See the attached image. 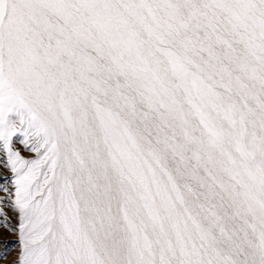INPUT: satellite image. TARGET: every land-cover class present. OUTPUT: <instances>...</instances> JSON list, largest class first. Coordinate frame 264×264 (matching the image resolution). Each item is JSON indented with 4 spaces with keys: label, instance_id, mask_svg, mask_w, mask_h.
I'll list each match as a JSON object with an SVG mask.
<instances>
[{
    "label": "snow or ice",
    "instance_id": "1",
    "mask_svg": "<svg viewBox=\"0 0 264 264\" xmlns=\"http://www.w3.org/2000/svg\"><path fill=\"white\" fill-rule=\"evenodd\" d=\"M0 164L11 264H264V0H0Z\"/></svg>",
    "mask_w": 264,
    "mask_h": 264
},
{
    "label": "bare ground",
    "instance_id": "2",
    "mask_svg": "<svg viewBox=\"0 0 264 264\" xmlns=\"http://www.w3.org/2000/svg\"><path fill=\"white\" fill-rule=\"evenodd\" d=\"M22 136L19 134L13 138L14 148L21 151V154L26 158H31L32 153L23 150L21 144ZM10 177V173L2 164H0V188L7 187L11 191V184L9 180L5 179ZM8 193L0 191V208H3L4 213L9 217L13 225L16 224V213L8 206L10 199H7ZM3 219V217H0ZM19 251V244L17 242V236L14 232L9 231L3 227H0V264H11L12 261L17 259Z\"/></svg>",
    "mask_w": 264,
    "mask_h": 264
}]
</instances>
